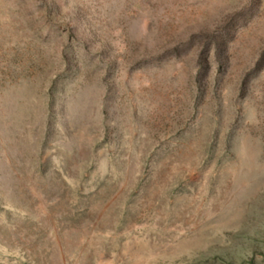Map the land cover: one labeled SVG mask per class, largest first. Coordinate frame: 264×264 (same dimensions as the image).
<instances>
[{"label": "rangeland", "instance_id": "obj_1", "mask_svg": "<svg viewBox=\"0 0 264 264\" xmlns=\"http://www.w3.org/2000/svg\"><path fill=\"white\" fill-rule=\"evenodd\" d=\"M0 264H264V0H0Z\"/></svg>", "mask_w": 264, "mask_h": 264}, {"label": "trees", "instance_id": "obj_2", "mask_svg": "<svg viewBox=\"0 0 264 264\" xmlns=\"http://www.w3.org/2000/svg\"><path fill=\"white\" fill-rule=\"evenodd\" d=\"M204 33V36L202 37V46L199 50L198 56L199 60L202 64L208 63L210 61V57L215 54L217 56H220L223 51V45L224 41H220V39L217 36H213ZM213 39H215L213 41Z\"/></svg>", "mask_w": 264, "mask_h": 264}]
</instances>
